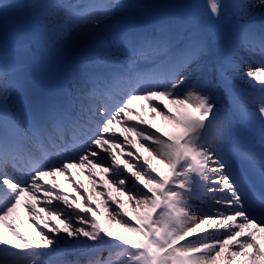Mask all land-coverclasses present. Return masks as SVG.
I'll return each mask as SVG.
<instances>
[{
  "label": "snow or ice",
  "instance_id": "1",
  "mask_svg": "<svg viewBox=\"0 0 264 264\" xmlns=\"http://www.w3.org/2000/svg\"><path fill=\"white\" fill-rule=\"evenodd\" d=\"M253 63L249 93L239 72ZM138 101L173 126L167 139L128 123ZM116 125L170 174L125 161L126 187ZM85 167L112 173L135 224L122 203L102 224L90 194L53 206L55 178ZM22 208L35 241L14 226ZM262 241L264 0H0V264H264Z\"/></svg>",
  "mask_w": 264,
  "mask_h": 264
},
{
  "label": "rangeland",
  "instance_id": "2",
  "mask_svg": "<svg viewBox=\"0 0 264 264\" xmlns=\"http://www.w3.org/2000/svg\"><path fill=\"white\" fill-rule=\"evenodd\" d=\"M22 2L32 3L33 0H22ZM73 2H77V0H73ZM200 2L202 3L203 0H200ZM254 22L257 26H259L261 24V18L259 16V14H257ZM250 67L252 70H255L257 65L255 63H253L251 65L242 64L240 66V72H239L240 79L238 81L239 87L241 89L245 90L246 92H249V93H251L253 91V89L249 83L248 78L246 76H243V73L247 72L250 69ZM58 73H59V69H54L52 74L57 75ZM257 86L259 87L260 85L257 84L256 87ZM155 103H158V102H155ZM168 108L171 109L172 114H177L175 107L168 104ZM165 111H167V110H165ZM147 113H148L147 118H142V120L146 121V123L140 124L139 119L133 123L128 121V123L129 124H137L138 127L146 128L150 132H156V130L159 129V132L157 133V135H163L165 137V139H167L168 134L171 131H174V129L170 128L168 126V123L165 120H163L162 117H160V116H155V119H153L154 114L151 112V110H149ZM123 127L124 126L122 125V128L119 129V125H116L113 129V132H115V134L119 140H123L124 136H128L131 143H124L121 145V147L124 149L123 153H121V151L119 149H114L113 151L117 155L119 167L122 170H124L125 175L129 177V180L126 182V187H129V188L132 187L134 178L131 177V173H129L126 169H124V162L125 161L139 166V164H141L144 159H148L151 162V166L157 170V173H159V175H161V176L169 175L170 174L169 169L165 163H161L158 159L152 160L151 157L149 156V153L147 151H145L144 148L140 147V145L142 143L147 144L150 142L142 141L139 137L135 136L134 134L124 133ZM253 139L257 144L259 143L260 138H259L258 134L255 135L253 137ZM129 151L132 152L131 156H129L127 154ZM137 157H139V160H137ZM110 162L111 161L109 159V161L105 164V167H107L108 163H110ZM70 173H71V180L69 179L68 176H58L55 178L58 187L53 190V192H54L53 206L60 203V201L55 199L56 193L67 195L69 197L70 203H71L72 199L76 196L77 192H79L81 195H89L90 194L93 197V201H94L93 207H95L96 204H99V205H101L100 210L104 211V216L98 217V219H100L102 224L105 223V218L107 217V211H105V206L106 205L109 206V209H110V207H120L121 203L123 204L122 211L127 212L128 217L132 218V222L134 224L136 223V214L133 212V204L128 201L127 195H121L120 192L117 191L116 187H114L112 184L109 183V177L112 175L111 172L104 173V172H101V170L99 168H96V169H92L91 174H90L89 169L87 167H85V168H73L70 170ZM73 181L75 183H73ZM93 181H95V183ZM51 185H52V178H47V184L45 185V187L50 188ZM79 185H83V187L80 188ZM137 187L142 188L143 186L137 184ZM74 188L77 191H73ZM212 195H213L212 193H208L207 196H205L203 199H197V200L193 201L192 202L193 207L194 208H205V207H207V205L210 203L209 198ZM106 198H110V199H106ZM27 199L28 198L26 197V200ZM44 199H45L44 194H43V192H41L39 194L38 200H31L30 202L32 204H36L37 208L39 209L42 206ZM82 203H83V201H82ZM61 206L63 207L64 205H61ZM69 211H71V209H69ZM46 219H47V217L45 216L44 220L38 219L37 222L41 226H43ZM53 223H55V224L59 225V227L63 228V225L60 224V222L58 220H54ZM26 224L33 226L32 219L31 220H26V219L24 220L21 218L19 225H21L22 227L25 228ZM34 231H35V234H30V232H26V231L24 232L25 233L24 235L27 237L28 240L35 241V240L39 239L38 229H36V227L34 228ZM45 231H47V229H45ZM113 231L115 234L127 235V233L124 231V229L120 228V226L118 224H115L114 222H113ZM208 231H212V230L208 229ZM202 234L203 233L197 232L193 236L188 237V239H194V238H196ZM183 242L184 241H182V243ZM261 246L264 247V241L261 242ZM104 255L107 256V253H104ZM66 258L67 259H74V257L72 255H68Z\"/></svg>",
  "mask_w": 264,
  "mask_h": 264
},
{
  "label": "bare ground",
  "instance_id": "3",
  "mask_svg": "<svg viewBox=\"0 0 264 264\" xmlns=\"http://www.w3.org/2000/svg\"><path fill=\"white\" fill-rule=\"evenodd\" d=\"M258 87V86H257ZM158 102V101H157ZM159 103V102H158ZM164 104H168V101H164ZM171 105V104H170ZM151 110L150 108V105L147 103V102H144V101H138L135 105H134V114L136 112H139V118L138 119H142V118H147L148 116V111ZM136 120H131L129 122L133 123L135 122ZM168 123V122H167ZM168 126L172 129L173 126L171 124L168 123ZM122 128V125H119V129ZM26 219V220H31L30 216H29V213L27 211H25L23 208L21 209L18 217H16V223H15V227H17L23 234H25L24 232H30V234H35V231H34V228L33 226L29 225V224H26L25 228L22 227L21 225H19L20 223V219ZM19 219V220H18ZM23 225V224H22ZM37 229V228H36Z\"/></svg>",
  "mask_w": 264,
  "mask_h": 264
}]
</instances>
